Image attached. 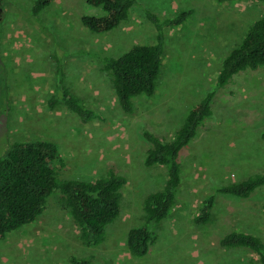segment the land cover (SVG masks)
Listing matches in <instances>:
<instances>
[{"label": "rangeland", "instance_id": "rangeland-1", "mask_svg": "<svg viewBox=\"0 0 264 264\" xmlns=\"http://www.w3.org/2000/svg\"><path fill=\"white\" fill-rule=\"evenodd\" d=\"M88 1L54 0L34 16L36 0H0V153L9 143L42 140L61 147V179L93 181L116 171L128 179L122 213L108 228L105 245L86 248L71 217L52 198L36 224L0 241V264H71L70 257L89 264H250L254 254L225 249L220 241L234 231L264 240V189L249 199L220 195L209 225L196 224L195 217L217 188L264 174V68L215 89L221 62L264 13V4L137 0L128 22L98 36L81 22L97 12ZM146 10L163 19L189 15L166 31L158 91L138 99L135 113L127 115L102 59L155 44L157 31ZM62 79L104 120L83 124L65 108L51 111L48 102ZM212 91L213 116L181 154L177 207L157 226L149 254L134 259L126 249L128 232L141 226L144 199L163 190L167 179L164 167H145L151 144L144 133L170 142Z\"/></svg>", "mask_w": 264, "mask_h": 264}, {"label": "trees", "instance_id": "trees-1", "mask_svg": "<svg viewBox=\"0 0 264 264\" xmlns=\"http://www.w3.org/2000/svg\"><path fill=\"white\" fill-rule=\"evenodd\" d=\"M216 1L225 4L238 0ZM239 1L264 4V0ZM53 2L36 0L33 15L39 16ZM88 3L97 12L83 17L81 22L86 30L98 36L110 34L128 22L131 11L138 5L137 0H89ZM145 14L157 31L155 44L134 45L121 55L102 59L103 73L111 82L121 110L127 115L135 113L138 99H150L158 91L166 58V31L181 26L189 15L181 13L177 18L163 19L147 10ZM261 68H264V13L250 24L239 44L221 62L215 89L225 88L240 73ZM57 87L56 95L48 102L51 111L65 108L83 124L104 120L66 87L63 79ZM215 97L216 91L209 92L189 113L170 142L148 131L144 133V138L151 144L145 167H164L167 179L163 190L144 199L141 226L128 232L126 249L132 258L144 259L149 254L156 242L157 226L169 219L177 207L184 174L181 154L213 116ZM261 137L264 141V132ZM64 168L61 147L55 143L40 140L5 145L0 153V241L36 224L47 213L51 199L58 198V204L79 231L81 245L86 248L105 245L108 228L122 213L128 179L116 171L93 181L61 179L59 170ZM262 189L264 174L217 188L202 201L195 223L202 226L212 223L213 209L220 195L249 199ZM220 245L228 250L249 251L256 256L250 264H264V240L258 236L234 231L226 235ZM70 263L89 264L76 257H70Z\"/></svg>", "mask_w": 264, "mask_h": 264}]
</instances>
